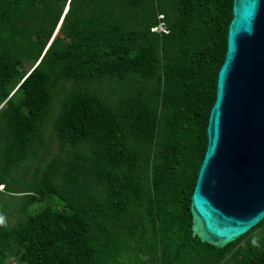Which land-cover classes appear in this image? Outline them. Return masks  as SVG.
<instances>
[{
  "label": "trees",
  "instance_id": "1",
  "mask_svg": "<svg viewBox=\"0 0 264 264\" xmlns=\"http://www.w3.org/2000/svg\"><path fill=\"white\" fill-rule=\"evenodd\" d=\"M232 2L0 0V264H264L192 232Z\"/></svg>",
  "mask_w": 264,
  "mask_h": 264
},
{
  "label": "water",
  "instance_id": "2",
  "mask_svg": "<svg viewBox=\"0 0 264 264\" xmlns=\"http://www.w3.org/2000/svg\"><path fill=\"white\" fill-rule=\"evenodd\" d=\"M191 196L192 232L216 247L264 220V0H233Z\"/></svg>",
  "mask_w": 264,
  "mask_h": 264
},
{
  "label": "rangeland",
  "instance_id": "3",
  "mask_svg": "<svg viewBox=\"0 0 264 264\" xmlns=\"http://www.w3.org/2000/svg\"><path fill=\"white\" fill-rule=\"evenodd\" d=\"M163 30H164V28H163V26H161V27H159V28H156V29L154 30V32H155V33L160 32V31L164 32ZM54 146H56V144H54V142H53V143L51 144V149H53ZM30 168H31V167H30ZM29 171H30V169H29ZM2 190H3V189L0 187V191H2ZM222 246H224V245H222Z\"/></svg>",
  "mask_w": 264,
  "mask_h": 264
},
{
  "label": "built area",
  "instance_id": "4",
  "mask_svg": "<svg viewBox=\"0 0 264 264\" xmlns=\"http://www.w3.org/2000/svg\"><path fill=\"white\" fill-rule=\"evenodd\" d=\"M155 29H152V32H154ZM164 31V30H163ZM165 32V31H164Z\"/></svg>",
  "mask_w": 264,
  "mask_h": 264
},
{
  "label": "clouds",
  "instance_id": "5",
  "mask_svg": "<svg viewBox=\"0 0 264 264\" xmlns=\"http://www.w3.org/2000/svg\"><path fill=\"white\" fill-rule=\"evenodd\" d=\"M159 27H161V26H159ZM159 27H157V28H159ZM156 29V28H155Z\"/></svg>",
  "mask_w": 264,
  "mask_h": 264
}]
</instances>
